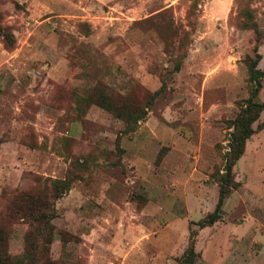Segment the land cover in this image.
<instances>
[{"label":"rangeland","instance_id":"rangeland-1","mask_svg":"<svg viewBox=\"0 0 264 264\" xmlns=\"http://www.w3.org/2000/svg\"><path fill=\"white\" fill-rule=\"evenodd\" d=\"M249 13L263 31L264 69V0H0L16 38L8 48L0 37V227L10 254L25 252L31 229L12 201L32 192L56 207L48 255L57 264H180L191 227L197 264H264V112L222 218L192 224L215 210L214 173L251 93ZM181 57L185 69L134 133L82 100L99 84L144 105ZM66 177L71 189L54 198L52 180Z\"/></svg>","mask_w":264,"mask_h":264},{"label":"trees","instance_id":"trees-1","mask_svg":"<svg viewBox=\"0 0 264 264\" xmlns=\"http://www.w3.org/2000/svg\"><path fill=\"white\" fill-rule=\"evenodd\" d=\"M253 14L249 13L248 21L244 22L243 27L252 29L256 34V44L254 52L256 57L248 54L245 62L248 66L249 84L252 86L250 96L240 104V111L235 119L230 123L229 148L224 155L222 168L215 171L214 177L219 184V199L215 210L208 213L199 222H192L199 228H205L215 224L222 218L221 210L226 199L241 186V182L236 179L235 166L246 151L248 140L257 132L254 124L259 121L264 112V100L260 97V91L264 87V69L259 67L263 55L260 52V45L263 43V31L259 24L252 19ZM178 30L176 35L180 34ZM0 37L4 45L8 48L14 47L16 38L9 26L0 22ZM179 37V36H178ZM180 39V44L182 43ZM174 62V61H173ZM184 67V57L176 59L172 68H167L159 73L161 86L152 91L146 99L144 105L137 103L131 96L126 94L120 96L106 87L96 84L92 91L82 98L88 105L97 104L100 107L112 112L115 118L124 124L123 132L134 133L141 120H145L154 105L156 98L174 82L176 75ZM259 128H264V122L259 124ZM161 159V156L159 157ZM73 184L71 177L64 179L55 178L52 180L54 198L62 197L68 192ZM11 210H15L21 219L28 220L31 229L26 236L27 248L23 254L12 255L9 253L3 230L0 227V264H57L56 260L50 258L48 253L57 236L56 226L53 220L58 213L54 202L48 199L46 194H35L32 192L22 193L17 196L11 204ZM63 235V234H61ZM198 230L191 227L188 247L184 251L180 264H197L201 259V252L196 248ZM40 254H47L41 260Z\"/></svg>","mask_w":264,"mask_h":264},{"label":"crops","instance_id":"crops-1","mask_svg":"<svg viewBox=\"0 0 264 264\" xmlns=\"http://www.w3.org/2000/svg\"><path fill=\"white\" fill-rule=\"evenodd\" d=\"M184 69H185V66L183 67V69H182V70H184ZM182 70H181V71H182ZM178 73H179V72H178ZM178 73H177V74H178ZM154 134H156V133H154Z\"/></svg>","mask_w":264,"mask_h":264}]
</instances>
